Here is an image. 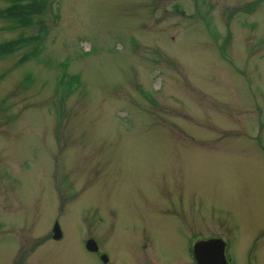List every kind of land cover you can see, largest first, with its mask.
<instances>
[{"label":"rangeland","instance_id":"1","mask_svg":"<svg viewBox=\"0 0 264 264\" xmlns=\"http://www.w3.org/2000/svg\"><path fill=\"white\" fill-rule=\"evenodd\" d=\"M45 3L0 0V264L55 219L38 264H264V0Z\"/></svg>","mask_w":264,"mask_h":264},{"label":"flooded vegetation","instance_id":"2","mask_svg":"<svg viewBox=\"0 0 264 264\" xmlns=\"http://www.w3.org/2000/svg\"><path fill=\"white\" fill-rule=\"evenodd\" d=\"M55 221L57 220L55 219ZM47 234H48V237L52 239H47L42 242L41 241H38V242L26 241L25 245H20V246L16 245V250H14V252H12V248H11V252H12L11 260L7 261V264H38L36 259L40 255L45 256L46 253L50 254L52 250L56 248L55 244L62 241L65 235V233L63 232V228H61V235H60V238L58 239H54L52 237V232L47 233ZM97 244H98V241L96 240V245ZM24 248H26V250H23ZM80 250L85 255L86 254L93 255V257L95 258L96 264H108L109 260L105 256V252L103 250H100L98 246L95 249H92V250L89 249L87 239H84L81 241ZM60 264H68V263L63 262Z\"/></svg>","mask_w":264,"mask_h":264},{"label":"trees","instance_id":"3","mask_svg":"<svg viewBox=\"0 0 264 264\" xmlns=\"http://www.w3.org/2000/svg\"><path fill=\"white\" fill-rule=\"evenodd\" d=\"M9 2V5L4 8L3 16L8 17L10 19H13L14 22L19 23L21 25H32L35 22H38L39 25L42 24V21L40 20V17H42V14L45 11L46 3L45 0H6ZM39 19L35 21L36 19ZM40 36V35H39ZM35 41L38 40V35H31L27 36V38L20 39V43H18L17 47L19 45L23 44V47L31 46L33 45ZM22 43V44H21ZM16 45L15 41H11L8 43L7 51L13 49V47ZM38 46V42L35 43L33 50L36 51ZM5 50V47L2 48Z\"/></svg>","mask_w":264,"mask_h":264},{"label":"water","instance_id":"4","mask_svg":"<svg viewBox=\"0 0 264 264\" xmlns=\"http://www.w3.org/2000/svg\"><path fill=\"white\" fill-rule=\"evenodd\" d=\"M54 237H59L57 224L53 228ZM89 247H95L92 243ZM194 254L198 264H225L222 256V244L219 240L212 239L207 241L198 242L194 246Z\"/></svg>","mask_w":264,"mask_h":264}]
</instances>
